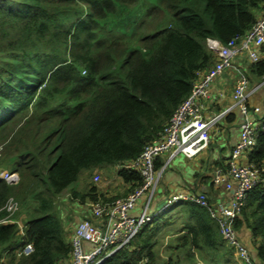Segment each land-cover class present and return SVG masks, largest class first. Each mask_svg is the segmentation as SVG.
<instances>
[{"label":"trees","instance_id":"16d2710c","mask_svg":"<svg viewBox=\"0 0 264 264\" xmlns=\"http://www.w3.org/2000/svg\"><path fill=\"white\" fill-rule=\"evenodd\" d=\"M263 11L264 0H0L2 163L21 177L16 185L0 179V206L14 196L26 216L22 228L0 221V264L69 258L55 197L82 173L139 155L213 62L207 38L229 45ZM251 72L262 79L264 60L252 63ZM249 156L264 161V130ZM162 164L159 156L156 167ZM120 176L132 188L140 182L136 172ZM72 193L101 198L94 185ZM172 205L143 226L129 248L99 264H140L144 257L153 264L154 237L171 222L180 223L171 248L184 251V264H200L197 254L205 264H227L234 247L208 208L191 200ZM6 215L0 210V220ZM235 226L240 239L246 229L260 239L250 259L264 264V186L249 191ZM27 243L34 250L18 254ZM182 257L167 264H182Z\"/></svg>","mask_w":264,"mask_h":264},{"label":"built area","instance_id":"2783aa9c","mask_svg":"<svg viewBox=\"0 0 264 264\" xmlns=\"http://www.w3.org/2000/svg\"><path fill=\"white\" fill-rule=\"evenodd\" d=\"M253 45L264 47V11L243 36L236 37L229 45L217 38H207V47L214 54V60L203 72H198L190 94L177 107L157 137L144 145L139 155L111 165L118 175L120 171L136 172L140 176V182L125 196L90 201L89 209L93 219L85 218L77 223L71 238L70 257L62 259L60 264L101 263L117 250L129 248L142 227L152 222L161 209L183 200H191L208 208L211 216L217 220L226 243L234 247L236 254L244 262L253 264L248 246L239 238L235 224L246 204L249 191L258 185L264 186V161L256 162L249 156L264 126L252 119L254 111L248 104L249 95L263 86L264 75L258 83L251 84L246 71L237 67L232 103L208 117L203 115L209 85L216 76L233 66L235 56L245 52L251 63L260 60V55L253 49ZM233 109H238L244 115L240 124L239 140L230 151L226 167L216 168L213 174V184L224 186L227 196L212 202L202 191L172 194L164 201L162 208L152 210L165 164L178 154L191 159L208 148L212 140L213 126ZM2 153L3 144H0V157ZM164 154L167 155L166 162L161 167H156L158 157ZM0 179L9 184H17L21 177L18 171L5 167L0 169ZM101 179V174L97 172L93 175V184L99 183ZM143 195L145 202L142 213L135 214L133 209ZM19 205V201L10 196L6 203L0 206V210L7 211V215L0 221H14L13 214ZM86 242L90 244L89 249L85 247ZM33 250V244L27 243L18 249V254H29Z\"/></svg>","mask_w":264,"mask_h":264},{"label":"crops","instance_id":"0c3cea01","mask_svg":"<svg viewBox=\"0 0 264 264\" xmlns=\"http://www.w3.org/2000/svg\"><path fill=\"white\" fill-rule=\"evenodd\" d=\"M253 49L259 53L260 60H264V47L253 45ZM251 65L252 63L248 58V55L245 52H241L238 56L233 58V66L227 68L214 78L209 85L206 106L203 112L205 117L221 111L232 103V91L237 77V67L246 71L251 84H256L261 80L251 72ZM203 71L204 69L201 70V72ZM248 104L254 111L252 119L258 121L261 126H264V84L261 88L249 95ZM243 120V113L238 109H233L231 112L224 115L215 126H213L211 132L212 140L208 148L200 152L194 158L189 159L178 154L168 162L163 168L161 177L163 176V173L165 174L162 178L161 184L158 183L153 205L158 207L161 202L165 201L172 194H187L197 191L205 192L212 202H217L221 198H225L227 192L225 191L224 186H215L213 184V174L216 168L226 167V161L230 151L239 140L240 124ZM160 159L163 160L164 164L167 155L164 154L160 156ZM223 165H225V167ZM97 169H100L102 179L99 183L89 185V188L94 185L101 198L110 200L116 197L125 196L133 189L131 187L132 183L124 181L122 177L114 171L111 165L94 169V174L97 173ZM104 170L107 173L104 172ZM75 189L79 192H86L88 190L86 186L84 187V190L78 188ZM57 200L58 201H55V203L58 204V207L63 206L67 208V205L70 207L72 203H77L75 204L73 211L74 214L65 211H62L61 213L64 239L71 243V238L74 234L77 223L85 218L93 219L89 209V203L92 199L88 198L84 200L79 197H70L64 190V194L62 192L61 195L57 197ZM70 201L72 203H70ZM144 202L145 201H142V199H139L133 209V213H142ZM23 216H14L13 220L21 226L25 222ZM243 232V240L247 245L250 244V248L253 249V245L251 244V233L248 229L242 230V233ZM85 247L89 249L90 244L86 242ZM3 259L4 258H2V260ZM203 262V260L197 258V263Z\"/></svg>","mask_w":264,"mask_h":264},{"label":"rangeland","instance_id":"374dc122","mask_svg":"<svg viewBox=\"0 0 264 264\" xmlns=\"http://www.w3.org/2000/svg\"><path fill=\"white\" fill-rule=\"evenodd\" d=\"M145 2H146V4H148V3H151V2H153L154 0H144ZM4 157H5V155H4V153H2V156L0 157V169H2V168H5V167H7V168H9L8 166H6V164L3 162L2 163V161L4 160ZM165 163V162H164ZM168 164V163H167ZM167 164H165V165H167ZM168 167V166H167ZM10 169V168H9ZM106 169V168H105ZM97 172H99L100 174H101V172H100V169H97ZM104 172H106L105 170H104ZM107 173V172H106ZM20 174V173H19ZM164 174L165 173H163V176H164ZM93 175H94V173H93V171L91 172V173H82L81 175H80V177H79V179L77 180V181H75V182H73L66 190H65V193L68 195V196H72L73 195V193H72V188L73 189H75V188H78V189H80V190H84V187L86 186L87 188H89V185H91V184H93V183H95V182H93L92 181V178H93ZM163 176L161 177V179H160V184H161V181H162V178H163ZM83 178V179H82ZM21 181V180H20ZM19 184V183H18ZM16 185V184H15ZM77 186V187H76ZM63 194H64V191H63ZM61 195V193L59 194V195H57L56 197H55V200L56 201H58L57 200V197L58 196H60ZM143 197H144V195L143 196H141L139 199L141 200L142 199V201H144L143 200ZM138 199V200H139ZM31 201L32 200H34L33 199V197H31V199H30ZM137 200V201H138ZM19 201H20V209L18 210V212H17V216L18 215H20V216H23L25 213H24V211L22 210V206H23V204H22V202H21V200L19 199ZM35 201V200H34ZM70 203H72L71 201H70ZM75 204H77V203H72V205L69 207L68 205H67V208H65V207H58L57 205L58 204H56V210H57V213H58V216L61 218L62 217V211H65V212H68V213H73L74 214V208H75ZM172 207L171 208H173V207H175V206H173V205H171ZM168 208V209H167ZM167 208H165L166 210H165V212H164V214L165 213H167V212H169L170 210H171V208H170V206L169 207H167ZM158 210V207H156V205H153L152 206V210ZM161 211V212H162ZM162 212V213H163ZM173 214H175V213H173ZM170 215H172V211L170 212V214L169 215H167L166 216V218L165 217H163V220H164V222H165V220H167V217H169ZM24 217V219H26V216L24 215L23 216ZM23 220V219H22ZM152 222H154V220L152 221ZM178 222V221H177ZM174 227H180V223L178 222L177 223V225H176V223H173V222H171V223H168V224H165V225H163L162 226V228H160V230L157 232V234L155 235V237H154V239L155 240H157L156 241V243L154 244V249L156 250V252H157V257H156V259H155V261L156 262H153V264H167L168 262V260H169V258L170 257H172V258H175L176 257V254H180L181 256H183L182 257V259H183V262H182V264H184V263H187L186 262V260H185V255H184V251H178V250H173L172 248H171V246L173 247L174 245H175V243L177 242V237L179 236V235H177L178 234V232H177V230H174ZM143 228V227H142ZM258 242L259 243V241H260V239L259 240H251V244H254L255 242ZM227 244V243H226ZM227 245H229V244H227ZM230 246V245H229ZM248 246V249L250 250L251 248H250V244L249 245H247ZM228 247V246H227ZM132 248V247H131ZM229 248V247H228ZM224 252H227V249H225L224 250ZM202 255L203 254H205V252H202L201 253ZM226 261H227V264H245L244 263V260L240 257V256H238L237 254H236V252H235V250L234 249H231L230 250V252H229V249H228V252H227V254H226ZM197 258H199L198 257V254H197ZM185 261V262H184ZM140 264H150V263H148V259H147V257H144L141 261H140ZM200 264H205V262H203V263H200Z\"/></svg>","mask_w":264,"mask_h":264},{"label":"water","instance_id":"95a60500","mask_svg":"<svg viewBox=\"0 0 264 264\" xmlns=\"http://www.w3.org/2000/svg\"><path fill=\"white\" fill-rule=\"evenodd\" d=\"M165 202H161V204L158 206L159 208H162L164 206Z\"/></svg>","mask_w":264,"mask_h":264},{"label":"bare ground","instance_id":"6f19581e","mask_svg":"<svg viewBox=\"0 0 264 264\" xmlns=\"http://www.w3.org/2000/svg\"><path fill=\"white\" fill-rule=\"evenodd\" d=\"M166 207H167V206H166ZM166 207H165V208H166Z\"/></svg>","mask_w":264,"mask_h":264}]
</instances>
